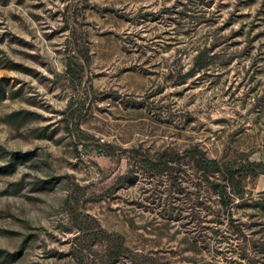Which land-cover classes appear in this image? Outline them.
I'll return each instance as SVG.
<instances>
[{"label":"rangeland","instance_id":"obj_1","mask_svg":"<svg viewBox=\"0 0 264 264\" xmlns=\"http://www.w3.org/2000/svg\"><path fill=\"white\" fill-rule=\"evenodd\" d=\"M103 229L112 264L264 251V0H0V264H111Z\"/></svg>","mask_w":264,"mask_h":264},{"label":"trees","instance_id":"obj_2","mask_svg":"<svg viewBox=\"0 0 264 264\" xmlns=\"http://www.w3.org/2000/svg\"><path fill=\"white\" fill-rule=\"evenodd\" d=\"M211 58V57H210ZM210 61H202L200 58L197 62V66H206ZM211 63V62H210ZM166 154L167 152H161L160 154H157L156 157H151V158H147L145 159L146 163V167L147 169H149L151 172L154 173H158V174H162L164 171H168L170 169V165L167 163V159H166ZM197 166L199 167L200 170H202L203 172L207 173L209 171H213L214 169H217L219 171H221L224 175L225 178L231 179L234 182H237V184L232 183L230 184V180H229V184L233 187H236L237 189H239V179H237L236 177L242 173L244 170H242L243 168H237V169H230L228 167H226L225 165H221L218 164V162L216 160H209L207 159L203 152H200V156L197 158ZM224 189H222L220 191L221 194V198H222V202L221 205L223 207H225V211H227V216H228V221H230L232 224L235 223L236 221H234V218L231 217L230 214V209L229 205L231 204L230 200H229V196H228V190L226 189V185L223 186ZM220 219V218H219ZM236 224V223H235ZM236 228L238 229V231H241V227H239L238 225H236ZM103 233H105L106 235H108V237H112L113 238V245L114 246V241L115 238L118 240V245L116 246V251L114 253H110L109 255V259L111 260V264L116 261L117 259L124 257L125 254H128V256L130 258L133 257V249H130L129 246L125 245V243L120 240L121 237H123L121 235V233L117 232V231H109L107 229H103ZM238 237H236L237 239ZM119 240L121 242H119ZM238 243L237 246H239V248L236 250V256H234V252H232L231 254V259H234L236 261L237 264H243L244 262H248L249 264H262L261 260H259L260 257L264 258V251L260 250V249H256L254 251V253H251L250 248L247 247V245L243 242L240 241V239L238 238ZM106 246V249L108 251H110L111 249V244L109 242H105L104 244ZM254 254V256H253ZM260 255V257H259ZM215 257V256H213ZM235 257V258H234ZM257 259H256V258Z\"/></svg>","mask_w":264,"mask_h":264}]
</instances>
